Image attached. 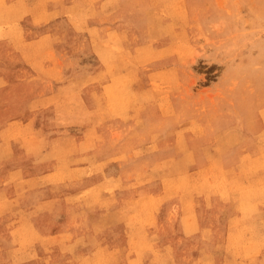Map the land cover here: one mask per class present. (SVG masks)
Returning <instances> with one entry per match:
<instances>
[{
	"label": "rangeland",
	"instance_id": "1",
	"mask_svg": "<svg viewBox=\"0 0 264 264\" xmlns=\"http://www.w3.org/2000/svg\"><path fill=\"white\" fill-rule=\"evenodd\" d=\"M0 264H264V0H0Z\"/></svg>",
	"mask_w": 264,
	"mask_h": 264
}]
</instances>
